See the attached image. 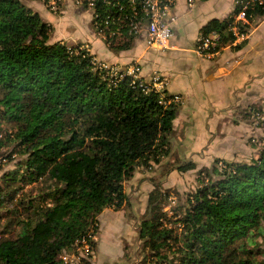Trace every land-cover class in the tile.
<instances>
[{"label":"trees","instance_id":"trees-1","mask_svg":"<svg viewBox=\"0 0 264 264\" xmlns=\"http://www.w3.org/2000/svg\"><path fill=\"white\" fill-rule=\"evenodd\" d=\"M245 3L244 21L234 24ZM260 18L264 0H234L229 17L212 19L199 31L218 35L215 52L239 51L246 41L230 46L231 26L247 35ZM52 32L19 0H0V131L9 130L0 152L10 146L7 158L24 157L17 164L24 185L51 184L38 206L17 200V191L0 195V205L16 203L30 212L22 221L16 217L21 227L14 239L0 240V264H56L63 251L71 252L75 242L97 230L104 210L119 212L127 200L123 184L134 170L168 156L180 107L161 106L155 93L143 94L130 79L106 75L80 45L50 43ZM104 32L109 51L133 48L136 36L127 30ZM200 183L174 215L176 229L167 226L162 195H148L147 219L138 232L144 262L264 264L256 259V238L264 232V148L250 164H214Z\"/></svg>","mask_w":264,"mask_h":264},{"label":"rangeland","instance_id":"rangeland-1","mask_svg":"<svg viewBox=\"0 0 264 264\" xmlns=\"http://www.w3.org/2000/svg\"><path fill=\"white\" fill-rule=\"evenodd\" d=\"M19 1L32 12H35L36 9L41 12V7L47 10L40 0ZM209 3L215 5L216 0H211ZM232 5L234 6V1ZM70 6L74 7L68 2L60 7V11L63 13L65 8ZM48 13L50 12L48 11ZM50 14L53 15L52 13ZM263 19H256L251 23L248 34ZM259 31L264 33V25ZM255 34L252 35L253 39ZM51 40L52 36H50V43H52ZM104 46L103 42L101 47L99 46L98 48V54H107V51L103 50L106 47ZM81 48L87 50L85 47ZM109 52L119 55V53ZM175 53L177 55H174L173 59L182 54L180 52ZM91 56L94 59L97 57L96 55ZM192 56L197 57L194 54ZM180 58H183V55ZM100 62L103 61L100 60ZM183 65L181 62L176 61L169 66L165 65L162 67L166 70V75L170 76L169 80L171 83L181 78L184 70L182 68ZM263 102L264 96L260 97L258 102L243 103L240 106L241 112L236 111L232 116L228 117V120H222L221 123L224 126L221 125L218 131L214 132L213 135L211 134L212 136L210 135L207 142L197 148L193 146L194 140H198V143H201L202 129L207 124L206 120L211 110L206 109V107L203 108L204 110L190 108L188 113L184 112L188 120H183L182 128L179 126L174 129L175 131L170 139L168 156L162 159L159 165H153L149 169L136 168L132 178L123 184L124 193L127 197L123 208L119 212H114L110 209L104 210L97 216V230L89 232L94 235L95 240L93 242V249L95 250L93 264H148L144 262L143 257L146 253L143 252L142 243L138 238L140 223L147 219L148 195L153 190L162 195L161 200L163 203L161 205L163 206V213L167 216V221H169L167 226L172 229L179 227L178 223L173 221L177 219L174 218V215L179 214L181 206L186 204L187 197L201 186L200 178L203 177V174L205 176V172L209 171L214 164L219 167L225 163L250 164L258 158L259 153L264 148V124L257 122L256 126V122L253 120L257 121L259 115L261 117L264 115ZM183 106L185 107L186 105ZM253 110L258 111V115H252ZM237 112L239 115L236 114ZM8 133L7 127L2 126L0 139L3 140ZM253 139L263 145L258 146L252 142ZM12 151V147L5 146L0 152V189H2V194L0 195H7L10 191H17V200L19 199L23 203L30 202V207L38 206L42 203L39 198L48 192V185L51 184L38 181L24 185L20 180L23 175L22 170L17 165L24 157L20 158L13 155L7 158ZM188 164H194V169L179 170V167ZM17 172L18 174H16ZM165 195L168 196L167 199L164 198ZM27 213H30L29 210L24 211L21 206L16 207V203L11 205L5 202L2 203L0 205V240L14 239L21 227V224L15 225L16 217L19 214L18 221H22L27 216H30ZM262 228L264 229V226ZM256 242L258 246L256 259L262 260L264 259V232L263 235L256 238ZM65 253L68 252L63 251L61 255Z\"/></svg>","mask_w":264,"mask_h":264},{"label":"crops","instance_id":"crops-1","mask_svg":"<svg viewBox=\"0 0 264 264\" xmlns=\"http://www.w3.org/2000/svg\"><path fill=\"white\" fill-rule=\"evenodd\" d=\"M210 1L198 3L188 10L185 0H177L172 10L175 17V23L172 25L173 37L167 49L148 48L144 37L141 36L136 38L131 50L121 52L118 56L111 54L105 46L103 50L107 51V54H98V48L103 42L92 29L89 12L70 6L57 16L48 13L44 7H41V12L36 9L35 13L43 22L51 25L52 43L81 45L91 55H96L95 59L99 62L101 60L119 67L135 62L140 65L141 78L145 80L154 72L167 77L166 92L170 95H181L184 100L173 122V133L176 127L182 128L184 119L188 120L184 115V112L188 113V109H210L207 124L202 129L201 143L194 140L193 146L197 148L219 130L223 124L222 120H228L236 111L241 112L240 106L243 103H255L264 96V33L259 31L264 25V19L246 35V45L239 51L226 47L210 59L195 53L199 30L212 19H226L233 9L234 0H216L215 5L208 4ZM254 33L256 34L253 39ZM175 52L182 54L173 59V56L177 55ZM182 55L183 58H180ZM176 61L184 64V70L181 78L171 83L170 76L166 75L167 72L162 67ZM236 114L239 115L238 112Z\"/></svg>","mask_w":264,"mask_h":264},{"label":"built area","instance_id":"built-area-1","mask_svg":"<svg viewBox=\"0 0 264 264\" xmlns=\"http://www.w3.org/2000/svg\"><path fill=\"white\" fill-rule=\"evenodd\" d=\"M46 9L53 15L60 14L64 4L71 3L75 8L85 10L91 14L92 29L95 34L105 41L107 38L104 31H112L117 34L118 31L127 30L129 34L136 38L143 36L146 47L165 50L173 37L172 25L175 23V17L172 10L176 6L177 0H40ZM208 0H185L186 8L191 10L198 3ZM100 5V6H99ZM248 6L243 5L240 12L234 17L233 23L244 21V11ZM99 11H104L103 15ZM129 12V14H127ZM111 26H116L110 28ZM230 31L234 36V41L230 46L235 47L246 41V35L240 34L235 26H231ZM219 48V37L215 33L208 36L199 34L194 51L206 59L212 58ZM94 65L99 70H105L106 75L118 79H130L132 85H137L143 94L155 93L157 103L168 107L171 105H181L183 98L179 95H170L166 92L168 86L167 77L158 72H154L145 80L141 78V69L139 64L132 62L124 67L106 64L93 59ZM264 104V102H263ZM264 106V105H263ZM258 115V111L253 110L252 115ZM258 123L264 124V115L257 117ZM258 122V123H257ZM258 146L256 139L252 140ZM94 235L89 233L74 245L73 252L65 253L58 258L56 264H93L95 259V250L93 249Z\"/></svg>","mask_w":264,"mask_h":264}]
</instances>
